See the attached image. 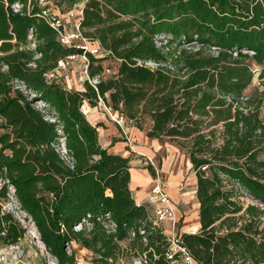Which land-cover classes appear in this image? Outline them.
<instances>
[{
	"label": "trees",
	"instance_id": "obj_1",
	"mask_svg": "<svg viewBox=\"0 0 264 264\" xmlns=\"http://www.w3.org/2000/svg\"><path fill=\"white\" fill-rule=\"evenodd\" d=\"M82 27L111 56H90L95 86L69 89L48 75L82 50L60 43L37 0H0V183L9 181L0 186V243L27 234L3 209L12 186L56 264H82L73 243L91 264H169L150 204L132 195L131 158L102 147L101 125L84 112L102 99L149 139L187 149L200 228L183 243L195 261L264 264V0H90ZM158 36L167 37L161 46ZM109 61L119 66L105 77ZM256 76L262 90L246 96ZM241 192L257 204L244 205Z\"/></svg>",
	"mask_w": 264,
	"mask_h": 264
},
{
	"label": "built area",
	"instance_id": "obj_2",
	"mask_svg": "<svg viewBox=\"0 0 264 264\" xmlns=\"http://www.w3.org/2000/svg\"><path fill=\"white\" fill-rule=\"evenodd\" d=\"M70 2H75L73 8L67 10L65 13L54 6L52 0H37V4L41 8L43 15L49 25L57 32V39L65 47L77 46L82 50L79 55L68 56L58 62L57 69L52 71L48 75L49 81H58L60 83H65L69 89L72 88L70 85L71 79L66 74L70 64L79 60L82 63V75L80 80L82 83L85 81L93 80L91 83L95 86L99 80L91 79L88 73V66L90 63V56L95 58L105 59L111 56L110 51L103 49L99 45H95L92 41L84 34V29L82 27V19L84 18V9L90 0H68ZM23 5L16 3L12 6L15 13H21ZM32 31H30V38H32ZM35 47V44H32ZM99 104L103 105V109L111 116V119L118 124L123 126L125 122L124 118L118 113L112 111V109L104 104L102 99H100ZM54 122V120H51ZM60 137V146H58L61 158L68 164H71L72 157L65 144V137L62 131H58ZM206 168H204L205 170ZM3 183L9 184L8 180L1 181L0 186ZM186 189L185 183H180L178 186V191L183 193ZM9 197L10 201H13L17 206V201L14 198L15 189L9 186ZM150 204L149 219L153 226L157 228L162 234L167 237L169 243L168 259L169 264H199L195 261L190 251L186 248L183 243V235L187 234L188 231L180 225L181 219L177 212V203L172 197L166 192V185L160 176V172L157 171V176L154 179L153 188L151 191V199L148 201ZM5 205L3 209L6 212ZM19 207V206H18ZM12 213V212H11ZM85 222V221H84ZM75 231H81L82 225L76 226ZM142 235L145 234L144 231L141 232ZM135 234H132L134 237ZM127 264H143L142 260H137L133 262H128Z\"/></svg>",
	"mask_w": 264,
	"mask_h": 264
},
{
	"label": "rangeland",
	"instance_id": "obj_3",
	"mask_svg": "<svg viewBox=\"0 0 264 264\" xmlns=\"http://www.w3.org/2000/svg\"><path fill=\"white\" fill-rule=\"evenodd\" d=\"M55 7L63 11L64 13L73 8L75 2H70L68 0H52ZM158 46H161L162 41L165 42L167 37L158 36L155 38ZM192 48L196 49L197 45L193 44ZM215 52V51H213ZM119 62L109 61L106 67L105 77H111L117 73ZM82 63L78 59L73 61L67 71V75L70 79L77 80L81 84L80 76L82 75ZM93 83V80H91ZM261 83L258 77L256 76L253 83L250 85L246 91V96H252L257 91H261ZM110 120L111 116L103 109L102 110ZM261 117L264 119V103L261 108ZM113 121V120H112ZM118 125V124H117ZM133 125L132 122L126 120L123 123V126L128 127ZM146 126V122H144ZM144 132V131H143ZM155 155L148 159L149 157L143 156L139 157L142 160L140 167L147 169L149 174L153 179L157 176V171L160 172V176L163 179L164 184L167 186L171 180H174L175 176H182L180 183L189 184V186L194 185V178H196L195 173L192 171V165L189 160V154L185 147H183L179 142L171 140L169 138H164L158 140L156 148L153 149ZM135 153H133L132 158H135ZM264 158V153H263ZM143 165V166H142ZM152 166L155 174L154 176L149 171L148 167ZM194 174V176L192 175ZM169 188L173 186L169 185ZM197 187V184H196ZM242 193L241 201L244 205L248 204H257L252 198ZM195 202V201H191ZM191 203L190 208H186V211L190 210V220L186 223L185 226H193L195 221V208ZM5 208L7 211H11L16 219L21 222L23 227L27 230L25 238L19 241L17 245H2L0 243V264H56V260L47 252L45 246L40 241V236L36 230L33 223L26 217L23 212H20L19 207L11 201L5 203ZM183 209V207H182ZM188 215V214H187ZM181 226H184L180 222ZM186 229V228H185ZM71 249L75 252L78 261L82 264H91L93 254L86 249H83L80 245L73 243ZM71 250L69 249V252ZM128 262L124 260L121 264H127Z\"/></svg>",
	"mask_w": 264,
	"mask_h": 264
},
{
	"label": "crops",
	"instance_id": "obj_4",
	"mask_svg": "<svg viewBox=\"0 0 264 264\" xmlns=\"http://www.w3.org/2000/svg\"><path fill=\"white\" fill-rule=\"evenodd\" d=\"M70 83L72 88L83 90L82 82L79 84L77 80L72 79ZM83 109L88 120L93 125H101L98 128V134L99 142L102 147L108 148L110 152L122 155L125 158H131L130 189L132 195L137 204L148 203L151 199L154 179L146 168L139 166L142 163V158L140 159L139 157L146 156L149 157L148 159H151L155 155L153 149L156 148L158 140L149 139L145 132L140 131L133 125L128 127L117 125L102 111L103 105L101 104H98L96 107H91L88 103H85ZM133 153L136 154L134 159L132 158ZM192 175L194 176V174ZM181 178L182 176H175L174 180H171L166 186V192L177 203L176 208L178 216L184 225L182 227L186 228L188 233H196L200 228L199 203L196 198V178L193 177L195 186H189V184H186V189L183 193H180L178 191V186ZM169 185L173 187L169 188ZM191 201L195 202L193 203ZM191 203H193L192 205L195 208V221L193 226H185L190 220V210L186 211V208H190Z\"/></svg>",
	"mask_w": 264,
	"mask_h": 264
}]
</instances>
